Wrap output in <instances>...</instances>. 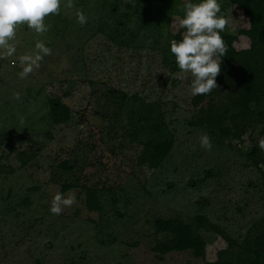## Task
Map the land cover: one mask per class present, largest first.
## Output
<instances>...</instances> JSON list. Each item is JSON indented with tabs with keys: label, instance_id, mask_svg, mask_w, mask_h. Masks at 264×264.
I'll use <instances>...</instances> for the list:
<instances>
[{
	"label": "rangeland",
	"instance_id": "rangeland-1",
	"mask_svg": "<svg viewBox=\"0 0 264 264\" xmlns=\"http://www.w3.org/2000/svg\"><path fill=\"white\" fill-rule=\"evenodd\" d=\"M107 1L118 7L114 17L105 0H73L72 9L62 0L59 15L45 17L50 26L46 33L17 25L9 41L15 53L7 56L0 48V264H205L226 247L222 239L205 235V260L189 252L161 255L152 249V221L176 213L203 215L240 240L264 216L258 162L245 155L257 132L233 125L234 134L218 144L193 117L191 74L172 72L164 64V40L155 44L156 34L148 33L140 44L112 40L114 19L132 6L127 0ZM218 3L224 8L218 15L228 20L225 32L236 34L248 27L245 12L227 8L228 0ZM77 10L87 17L83 25L76 19ZM181 14L179 9L169 25L177 41L184 33L178 34ZM137 24L135 16L128 28L136 30ZM37 41H43L51 55L22 79L20 57L31 54ZM234 47L247 51L250 41L240 36ZM109 89L159 105L174 138L171 153L159 167L139 164L142 146L123 136L126 118L115 119L119 107L103 98ZM17 92L19 99L13 95ZM50 97L70 108L69 124L52 126L48 121ZM203 135L211 140L210 151L200 145ZM76 143L89 148L83 169L84 175L95 173L89 184H96L101 175L102 185L110 190L99 197V217L77 201L60 215L50 212L59 192L50 181V167L56 158H67ZM22 154L36 158L22 165ZM31 187L37 190L26 191ZM69 193L73 190L64 195ZM26 195L30 201L23 206Z\"/></svg>",
	"mask_w": 264,
	"mask_h": 264
},
{
	"label": "trees",
	"instance_id": "trees-1",
	"mask_svg": "<svg viewBox=\"0 0 264 264\" xmlns=\"http://www.w3.org/2000/svg\"><path fill=\"white\" fill-rule=\"evenodd\" d=\"M105 2L109 15L114 17L118 12L117 5L107 3V0ZM186 2L189 0H136L135 7L132 6L131 10L114 19L111 32L117 37L112 34L110 38L125 45L129 44L125 42L127 39L130 43L140 44L148 33L156 34L155 44L159 45L164 40V64L172 72L181 71L170 52V42L177 40L178 35L169 30V25L175 13L182 10ZM190 2L199 3L200 0ZM226 7H235L245 12L248 27L239 28L236 34L225 31L220 33L228 49L226 55L221 57V72L216 77L218 88L210 94L193 97L192 104L196 109L193 117L221 145L231 137L233 125H239L246 132H257V139L250 137L251 151L245 152V155L258 162L260 185L264 191V167H261L264 165V151L258 146V141L264 138V0H228ZM223 10L221 8V12ZM135 16L138 20L137 28L130 30L128 24ZM142 30L141 38L139 35ZM183 31V28H179L178 34ZM240 36L250 41L249 50L237 52L235 49L234 43ZM103 98L107 105L119 107L114 113L115 119L120 116L126 118L123 136L142 146L139 164H146L149 168L159 167L171 153L174 142L159 105L115 89L107 90ZM255 103H260L261 107H255ZM47 106V119L52 126L69 124L72 112L60 98H48ZM88 150L87 145L76 143L67 158H56V164L50 167V181L57 184L59 192L63 194L73 190L76 201L88 213H97L99 217L102 211L99 197L102 192L110 190L102 185L101 175L97 177L96 184H89L95 173L89 176L83 174ZM32 158L36 157L22 154L20 162L24 165ZM36 190V187L26 189L28 192ZM29 201L26 195L21 202L23 206H28ZM151 227V237L154 239L152 249L161 255L189 252L192 258L205 260L208 244L205 235L213 234L222 239L226 247L217 252L215 261L205 264H264V216L255 220L240 240L233 238L225 229L203 215L189 218L176 213L172 217H157Z\"/></svg>",
	"mask_w": 264,
	"mask_h": 264
},
{
	"label": "clouds",
	"instance_id": "clouds-1",
	"mask_svg": "<svg viewBox=\"0 0 264 264\" xmlns=\"http://www.w3.org/2000/svg\"><path fill=\"white\" fill-rule=\"evenodd\" d=\"M135 7L136 0H127ZM62 0H0V48L4 49L7 56L15 53L14 44H10L16 34V26L27 24L37 34H44L49 30L45 17L59 15ZM66 8H74L73 0H66L63 5ZM183 18H177L178 28H183L182 39H173L170 42V52L175 57L177 67L184 73H190L191 94L207 95L218 88L216 77L221 72V57L227 53L228 46L225 43L221 32L226 30L228 20L218 15L221 12V5L218 0H200L199 3L186 2L182 9ZM76 19L79 24L87 22V17L80 10H77ZM51 55V49L43 41L35 43L34 51L20 57L23 70L18 73L20 78H26L35 68H39L40 61L44 56ZM183 78V77H181ZM16 99L20 93L13 94ZM23 125L24 119L20 117ZM200 145L205 150H211V140L207 135L200 137ZM261 151H264V138L258 141ZM264 167V165H261ZM76 203L75 195L69 193L65 196L57 192L52 200L50 212L60 215L65 208H70Z\"/></svg>",
	"mask_w": 264,
	"mask_h": 264
}]
</instances>
